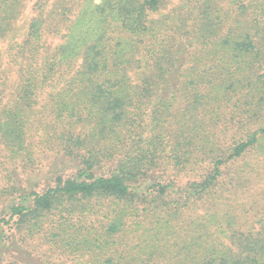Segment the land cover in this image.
I'll use <instances>...</instances> for the list:
<instances>
[{
    "label": "trees",
    "instance_id": "obj_1",
    "mask_svg": "<svg viewBox=\"0 0 264 264\" xmlns=\"http://www.w3.org/2000/svg\"><path fill=\"white\" fill-rule=\"evenodd\" d=\"M176 1L36 0L0 49V264H264L230 189L264 154V0Z\"/></svg>",
    "mask_w": 264,
    "mask_h": 264
},
{
    "label": "rangeland",
    "instance_id": "obj_2",
    "mask_svg": "<svg viewBox=\"0 0 264 264\" xmlns=\"http://www.w3.org/2000/svg\"><path fill=\"white\" fill-rule=\"evenodd\" d=\"M35 1L36 0L26 1L24 12L16 22V34L14 33L11 35L8 40L6 39L0 41V49L2 51L9 46V44L19 43V41L23 38L29 18L33 14L32 10ZM176 2H178V0ZM52 39L56 43L61 41L59 36ZM247 158L251 160L252 166H245V170L247 172L244 171L243 167V171L246 175L251 176L252 178L247 181V179H244L245 177L242 176L239 170V173L236 172L239 185L235 188H230L233 190V198L237 199L240 205H244V211H240L247 215L245 221L250 218L256 220V216L260 215V213L264 211V154L260 155V153L252 151ZM253 169L254 172L251 171ZM240 175L243 177L242 179H240ZM36 238L38 239L39 237Z\"/></svg>",
    "mask_w": 264,
    "mask_h": 264
}]
</instances>
